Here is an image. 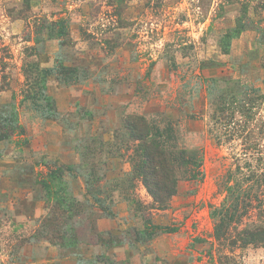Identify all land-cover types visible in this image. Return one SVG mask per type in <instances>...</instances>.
<instances>
[{
  "label": "rangeland",
  "instance_id": "rangeland-1",
  "mask_svg": "<svg viewBox=\"0 0 264 264\" xmlns=\"http://www.w3.org/2000/svg\"><path fill=\"white\" fill-rule=\"evenodd\" d=\"M138 117L200 165L166 210ZM0 138V264H264V0H0Z\"/></svg>",
  "mask_w": 264,
  "mask_h": 264
},
{
  "label": "trees",
  "instance_id": "trees-1",
  "mask_svg": "<svg viewBox=\"0 0 264 264\" xmlns=\"http://www.w3.org/2000/svg\"><path fill=\"white\" fill-rule=\"evenodd\" d=\"M61 33L64 34V22H61ZM49 75L45 76L46 78ZM239 90H242L241 86H236ZM47 103L46 116L54 121H59V116L56 113L55 101L51 97H44ZM16 118L17 115L14 111H11V118ZM137 123L129 122L128 125L131 129L133 137L141 144L137 148L139 156L142 161L136 166L138 172L142 177V183L146 187L149 194L155 201L157 208L160 210H166L168 203L173 196L178 192V178L175 174L183 169L186 177L189 180H194L198 177V173L194 167H200L198 161L190 158L174 157L170 150L177 148L176 145H172L167 142H162L157 138H161L160 133L154 136V127L144 117L136 118ZM17 125V124H16ZM156 137V138H155ZM3 139L0 138V141ZM175 140V139H172ZM185 152H181L184 155ZM185 166V167H183ZM73 173V166H60L55 169L51 177L57 179L64 175V172ZM49 185V184H48ZM50 190V187L49 189ZM110 216V214H109ZM244 239L247 244H255L257 242H264V224L253 225L244 231Z\"/></svg>",
  "mask_w": 264,
  "mask_h": 264
}]
</instances>
